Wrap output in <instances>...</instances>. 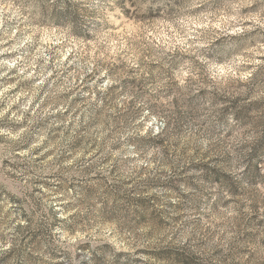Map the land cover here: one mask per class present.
Instances as JSON below:
<instances>
[{"label":"rangeland","instance_id":"rangeland-1","mask_svg":"<svg viewBox=\"0 0 264 264\" xmlns=\"http://www.w3.org/2000/svg\"><path fill=\"white\" fill-rule=\"evenodd\" d=\"M0 264H264V0H0Z\"/></svg>","mask_w":264,"mask_h":264}]
</instances>
